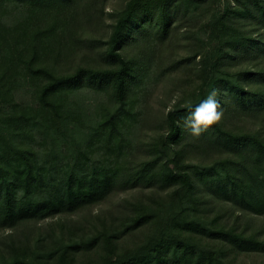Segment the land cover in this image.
Instances as JSON below:
<instances>
[{"label": "trees", "instance_id": "1", "mask_svg": "<svg viewBox=\"0 0 264 264\" xmlns=\"http://www.w3.org/2000/svg\"><path fill=\"white\" fill-rule=\"evenodd\" d=\"M88 1L90 7L86 11L94 15L95 4ZM226 1L234 6L214 15L206 26L217 50L213 54L207 49L200 50L187 57L192 62L203 57L200 69L204 86L197 100L186 106L178 105L167 115L169 130L160 139L166 148H172V155L167 159L160 156L157 143H153L154 157L135 165L117 156L112 164L94 162L85 166L79 161L71 168L70 162L65 167L58 165L61 161L58 156L53 162H41L38 151L30 144L6 143L0 149V230H16L42 218L77 213L100 204L117 188H163L172 190L171 197H178V214L169 216L161 229L163 232L148 239L146 248L116 255L113 262H108L106 257L102 264H234L228 260L233 252L264 255L263 233L253 229L249 232L248 227L214 229L200 217L201 206L210 197L229 204L243 215L264 219V134L234 129L226 119L222 120L227 113L264 124V69L229 70L232 61L264 55V0ZM75 3L74 0H0V104L10 108L11 127L6 134L11 141L18 137L12 136V132L33 137L35 129H39L38 132L49 134L57 123L69 117L64 104L68 96L84 87L103 90L111 86L115 99L125 105L148 77L155 60L154 51L167 41L176 20L185 22L189 17V13L179 8L177 0H125L126 10L119 15L110 39L104 44L107 56L112 59L108 65L79 66L63 72L55 62L87 40L78 30L83 19ZM13 4H18L24 15L16 25H6L4 18ZM73 14L79 15L77 20L71 18ZM139 41H142L139 54L128 57L124 50L134 43L140 45ZM244 75L247 80H261V86L248 87L242 82ZM27 78L34 82L37 105L19 108L15 94ZM213 93L220 119L196 133L186 119ZM102 112L93 138L102 147L121 155L126 147L122 132L125 116L119 111L112 113L109 106ZM124 112L130 114L129 110ZM209 152L222 159L207 167L200 165L204 160L198 165L186 161L191 155L204 156ZM81 154L85 161H91L89 155ZM143 207L132 219V230L152 224L161 216L158 209ZM197 236L216 243L203 248L195 241ZM95 240L75 243L74 253L97 250L100 243ZM104 248L111 251L116 246L111 243ZM15 249L18 250L13 246L11 251ZM12 258L9 264H27V257L18 251Z\"/></svg>", "mask_w": 264, "mask_h": 264}, {"label": "rangeland", "instance_id": "2", "mask_svg": "<svg viewBox=\"0 0 264 264\" xmlns=\"http://www.w3.org/2000/svg\"><path fill=\"white\" fill-rule=\"evenodd\" d=\"M177 1L183 13H189L188 20L185 22L176 20L175 29L167 41L154 51L155 60L148 77L132 92L125 105L115 99L111 86L103 90L84 87L68 96L64 104L69 117L57 123L56 127L53 126L49 134L42 130L38 132L39 129H35L33 137L12 132L14 133L12 136L18 137L11 141L7 136L9 134H6L11 127L8 123L10 108L0 104V149L17 141L30 144L38 151L41 162H53L58 156L61 160L58 165L65 167V164L70 162L71 168L79 161L85 166H90L94 162L112 164L117 156L129 165H135L154 157L153 143H157L160 156L165 159L170 157L172 148L168 146L166 148L160 139L169 130L167 115L178 105L186 106L197 100L204 86L200 69L203 57H198L193 62L187 57L200 50L207 49L212 54L217 50L216 41L211 40L206 26L214 15H220L226 8L234 6L232 2L228 3L226 0H207L205 3L201 0ZM74 2L78 5L79 12L82 11L80 16L83 23L81 26L78 25V30L89 40L78 44L68 55H62L60 60L55 62L56 66L63 72H71L79 66H107L106 63L112 59L107 56V46L104 44L110 39L119 15L122 16L126 10L125 0H93L97 9L94 15L86 11L90 7L88 0ZM181 3L186 5L182 6ZM16 5L18 4L11 5L5 16L6 25H16L22 19L23 9ZM76 14L71 16L73 20L78 19L79 15ZM91 39L101 41L93 44L90 42ZM140 42L142 41H139L140 45L134 43L129 46L124 53L128 57L138 55L139 47H142ZM180 61L181 64L176 65ZM232 62L229 70L235 72L245 70L259 72L264 69V55ZM245 75L241 79L248 87L255 89L261 86V80L256 78L247 80ZM34 90V82L30 78L22 80L15 94L19 108L36 107ZM105 106H109L112 113L122 112L126 119L122 131L126 147L121 155L102 147L101 142L93 138V133L98 131L97 125ZM128 110L130 114L124 112ZM224 119L231 128L262 131L264 134V124L253 118L225 113L222 116V120ZM81 153L89 155L91 161H85ZM211 153H205L204 156L190 154L186 161L190 165H198L204 160L200 165L212 166L222 157ZM162 189L117 188L100 204L77 213L42 218L37 223L35 221L26 223L16 230H0V264L11 263L12 255L17 251L21 256L27 257V264H102L106 257L108 262H113L116 255L139 252L147 247L148 239L155 238L163 232L161 229L165 227L169 216L179 212L178 197L170 196L172 190ZM209 198L206 197L207 203L201 206L200 211V217L208 226L214 229L225 226L237 229L248 227L249 232L253 229L258 234L263 233L264 237V232H260L264 231V219L243 215L229 204H221ZM141 206L154 207L161 216L152 224L132 230L130 228L132 219L139 213ZM94 239L100 243L97 250L83 249L77 254L74 253L72 246L75 243H89ZM195 241L203 248H206L205 246L211 248L216 243L198 236ZM111 243H115L116 248L107 251L104 245ZM13 246L18 250L11 251ZM228 260L234 264H264V255L233 252L229 254Z\"/></svg>", "mask_w": 264, "mask_h": 264}, {"label": "clouds", "instance_id": "3", "mask_svg": "<svg viewBox=\"0 0 264 264\" xmlns=\"http://www.w3.org/2000/svg\"><path fill=\"white\" fill-rule=\"evenodd\" d=\"M217 109L218 103L213 93L187 117L186 123L198 133L201 127L211 126L220 119L221 113Z\"/></svg>", "mask_w": 264, "mask_h": 264}]
</instances>
